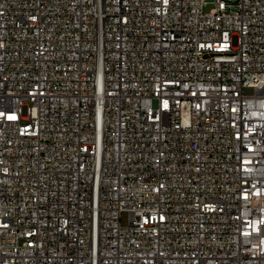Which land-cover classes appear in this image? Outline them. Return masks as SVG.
Masks as SVG:
<instances>
[{"label": "built area", "instance_id": "2783aa9c", "mask_svg": "<svg viewBox=\"0 0 264 264\" xmlns=\"http://www.w3.org/2000/svg\"><path fill=\"white\" fill-rule=\"evenodd\" d=\"M0 264H264V0H0Z\"/></svg>", "mask_w": 264, "mask_h": 264}, {"label": "rangeland", "instance_id": "374dc122", "mask_svg": "<svg viewBox=\"0 0 264 264\" xmlns=\"http://www.w3.org/2000/svg\"><path fill=\"white\" fill-rule=\"evenodd\" d=\"M209 8H210V6L207 7V9H209ZM245 92H246V94H252V93H253V89H251V88H246V89H245ZM127 221H128V214H127V212H124V213L122 214V223L125 225V224H127Z\"/></svg>", "mask_w": 264, "mask_h": 264}]
</instances>
